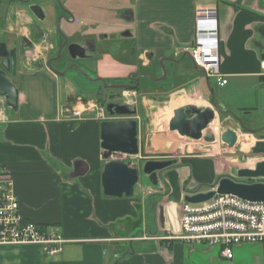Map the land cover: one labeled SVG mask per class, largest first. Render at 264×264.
I'll list each match as a JSON object with an SVG mask.
<instances>
[{
    "label": "crops",
    "instance_id": "obj_1",
    "mask_svg": "<svg viewBox=\"0 0 264 264\" xmlns=\"http://www.w3.org/2000/svg\"><path fill=\"white\" fill-rule=\"evenodd\" d=\"M73 1H84V5L74 2L66 8L70 17L66 22L63 19L61 27L75 23L77 12L79 17H85L87 12L103 18V12L111 10L104 0H94L99 7L88 2L90 0ZM109 1H116L114 8L119 10L117 3L125 0ZM127 1L131 2V10L123 8L120 13L128 11L132 20H125L119 13L115 20L122 22L123 31L129 27L123 37L133 41V47L124 44L119 48V42L115 43L119 53L115 58L108 53L106 44L94 45L93 53L100 59L96 61L93 57L83 61L84 69L94 66L95 73L99 70L110 74L109 77L127 79L140 74L142 65L150 69L148 74L159 78L163 76L159 62L172 59L176 62H164L167 74L161 81L165 90L179 83V88L171 94L174 98L170 106L173 102L180 105L171 110L191 104L211 107V97L216 92L218 100H214L225 111L217 113L220 133L238 125L234 116L250 129L261 128L264 121V0ZM56 3L51 0V8L57 11ZM76 4L83 7L80 12ZM205 8L214 9L217 14L220 71L228 81L224 87L216 79H209L208 84L206 75L194 65L187 51L194 43L197 14ZM25 10L15 4L6 12V7L0 5V21L7 19L6 32L15 35L14 40L21 37L29 40L31 23L52 32L56 16L60 14L53 11L51 26L45 28V23H39ZM101 23L97 21L87 26L95 28ZM80 25L85 28L86 24L80 21ZM105 39L108 40V36ZM37 53L40 54V48ZM131 59L133 62L128 63ZM42 66L23 59L18 63L17 76L13 78L19 90L18 109L3 107L0 115V165L13 183L24 219L60 233L67 243L58 256H49L36 245L0 247V264H228L218 247L177 239L181 232V204H168L166 229L161 228L158 207L152 212L148 208L146 182L132 198L105 196L102 174L106 161L101 147L104 120L97 111L91 115L89 112L72 114L70 109H65L68 96L92 92L90 86L78 73L68 77L44 70ZM141 80V84H145L143 81L147 79ZM147 86L152 88L150 83ZM132 92V96L138 93ZM146 101L144 99V104ZM106 119L123 118L109 116ZM241 132L239 129V142ZM260 135H264V130L244 136L250 138L245 151H232L223 144L224 154L221 150L185 156L179 163L180 183L184 185L192 179L195 187H202L201 192H208L211 189L207 187L216 185L222 178L237 179L239 169L254 168L256 162L264 161V157L254 156L251 151ZM244 154L251 157V166L242 162ZM145 220L150 227L146 225L144 232L139 231ZM244 245L235 248L230 264L236 263Z\"/></svg>",
    "mask_w": 264,
    "mask_h": 264
},
{
    "label": "water",
    "instance_id": "obj_2",
    "mask_svg": "<svg viewBox=\"0 0 264 264\" xmlns=\"http://www.w3.org/2000/svg\"><path fill=\"white\" fill-rule=\"evenodd\" d=\"M31 1L33 0L22 2L29 3ZM29 9L40 21L46 19L40 5H31ZM64 40L59 57L62 51L67 48L71 59H90L85 48L80 44L71 43L67 45L70 43V38H67V36H64ZM0 58L2 59L0 67L1 115L3 107L17 110L19 106V90L13 82V78L17 76V48L14 47L9 51L7 44L0 42ZM166 61L176 62L172 59L160 61L159 66L163 71L162 77H153L148 73L139 74V77L136 78L137 85L132 88H137L142 78L155 82L163 81L167 74L164 66V62ZM199 70L204 73L203 69L199 68ZM79 71L90 81L101 82L104 87L113 88L103 79H93L85 74L82 69H79ZM60 74L65 75V73ZM206 78L209 84V78L207 76ZM211 105V107H199L191 104L177 108L174 111L173 118L170 120L169 130L193 141L203 140L207 144L216 143V136L211 132L206 133V131L209 125L216 121L217 113L221 114L225 113V111L217 105L214 98L211 99ZM106 111L112 118L121 117L123 119H111L101 123V147L104 151L103 159L106 161L102 174V186L105 196L132 198L135 195L136 186L141 180V175L147 176L153 186L159 187L161 174L168 181L170 189L167 201H163L158 205V222L159 226L163 229H166V209L168 204L182 205L183 202L201 204L212 200L216 195L227 194L249 202L264 203V184L249 182L250 180L264 177V161L256 162L254 168L239 169L236 173L237 179L231 177L222 178L210 191L191 195L185 194L184 187L180 183L179 172L175 169V166L178 164L177 160H150L140 169L129 165L123 160L114 159L117 155L134 157L140 153L139 123L136 120L138 110L134 106L110 103L106 106ZM234 119L238 125H234L232 129H228L220 134L221 142L229 150L234 149L239 144V129L253 135L259 134L264 130V128L251 130L239 117L234 116ZM251 151L253 155H264V135L257 137V141ZM238 180H244L245 182H239ZM165 189L163 188L160 192L163 193Z\"/></svg>",
    "mask_w": 264,
    "mask_h": 264
},
{
    "label": "rangeland",
    "instance_id": "obj_3",
    "mask_svg": "<svg viewBox=\"0 0 264 264\" xmlns=\"http://www.w3.org/2000/svg\"><path fill=\"white\" fill-rule=\"evenodd\" d=\"M42 1V0H40ZM61 3H63V5H59V8H57V12H62L64 9H69V6H72V4L74 2H80L82 5H84V1H73V0H60ZM90 3H92L93 5L99 7L97 5V2L94 0H90L88 1ZM116 1H109V0H104V4H108L111 8V10L109 12L104 13L103 18H99V17H95L94 15H88V13L86 12V16L82 17V16H78V12H77V20L75 23H73L72 25H67L64 24L63 27H61L60 23V30H56V28H52V33H51V44H57L58 46L60 45V41H61V37L64 38V36H67V38H70V43H78V44H85V41H92V43L94 45H98V44H106L105 46H107V50L108 53L113 55L115 58L118 53V49H116L115 47V43L119 42V48H121V46L124 47V44H126V46H130L131 48L134 45V42L131 40H127V38L123 37L124 35H126V32L129 30V27H127L124 31L122 29H124L122 26V22L120 21H116V15L117 13L123 16V18H125V20L130 21L132 20V17L130 14H128V11H123V13L121 14L120 11L123 8H131V2L130 1H119L117 4L121 7L119 10H116L115 7V3ZM79 4V3H78ZM80 5V4H79ZM79 5H75L76 8H79V12H80V8L82 6ZM104 7V6H103ZM83 8V7H82ZM131 10V9H129ZM60 17L63 16V14H59ZM107 15V16H106ZM114 15V16H113ZM114 18H113V17ZM9 17V16H8ZM11 20V19H10ZM112 20V22L110 23V21ZM68 21V20H67ZM80 21L82 24H86L85 28L81 27L80 25ZM102 22L101 26L95 25V28H90V25L87 26V24H93L95 22ZM66 22V20L64 21ZM87 26V28H86ZM66 30H68L69 32H66ZM80 31V32H79ZM105 31V32H104ZM12 35L10 36L8 34V36L5 37V39L9 42H11L12 40H14L15 38H13ZM108 36V40H106L105 38ZM1 39V37H0ZM81 40H85V41H81ZM53 42V43H52ZM102 42V43H101ZM120 42H122L120 44ZM40 45L41 46H46V43L43 42V40L40 41ZM132 50V49H131ZM95 50H91L88 51V56L90 57V59H93V55H95L93 52ZM131 52V51H130ZM99 55V52H98ZM120 56V55H119ZM118 56V57H119ZM38 57L42 56L40 54H38ZM96 57V61L98 59H100L99 56L95 55ZM120 60H124L122 58H120ZM133 59H131L128 63H132ZM83 64V61H82ZM123 64H127V63H123ZM94 66H92L89 69H85V73L95 79V78H100L103 79L104 81H108L110 79H117L116 77H109L110 74L108 73H103L99 70H97V72L95 73V70L93 69ZM45 69H47V66L45 65ZM150 70L148 67H144L143 71H148ZM150 72V71H149ZM97 74V76H96ZM77 75L76 70L71 69L68 73L67 76L68 77H75ZM84 81H87L89 84V88L91 89L90 91L92 92H79L80 94L77 96H68L66 99L65 104L67 103V105H65V109H70V112L73 113H79V114H83V112H89L90 115L91 114H96V112H103L106 117H109L108 112L106 111V105L108 104L109 101H113L111 103L114 104H119V105H130V106H134L137 108L138 113L136 115V118H140V119H136L139 123V147H140V153L138 156H134V157H128V156H123V155H117L116 159L119 160H123L124 162L128 163L131 166L137 167L142 169L143 165L150 160H177L178 164L177 166H175V169L178 170L179 172V163L180 161L184 160L185 156H193V155H206L209 153V151H221V147L223 145V143L221 142L220 139V129L218 127L217 131H213V130H209V131H213V133H215L214 135L217 138V142L213 143V144H207L206 142H204L203 140L201 141H193L189 138H183L181 137L178 133L176 132H171L169 130V123L170 120L173 118L174 116V111L171 110L173 107H177L180 104L173 102L172 105L170 106V102L173 100L174 97H172V93L175 92L179 87L177 86L179 83L176 84V87L174 88H168V90H164V91H160L159 87L161 86V82H155L154 87L152 88L153 90L150 92H146L145 90H143V92H138L137 95L132 96L131 93H133L131 90L127 91L129 88H126L125 92L121 89V90H114L113 94L115 96V98L113 100H109L107 98L108 95L104 94L105 92H102L100 94L101 99L105 100L106 105L100 106L98 104V95L99 92L103 91L101 90V83L100 82H95V81H89L87 79H85L83 77ZM128 80L124 79V81ZM163 82V81H162ZM145 84H149V82H144ZM108 84V83H107ZM120 84L123 85H128L130 84L129 82H122ZM109 85H117L114 83H110ZM164 85V84H163ZM174 86V85H173ZM213 87L216 89V85L215 82L213 80ZM214 93V92H213ZM215 94H217L215 92ZM215 94L211 97L214 98L215 100L218 98L215 96ZM120 95V96H118ZM168 95V98H167ZM171 95V97H170ZM218 95V94H217ZM69 98H76V100L74 102L68 101ZM144 99H146V104H144ZM217 102V101H216ZM168 106H170L169 110L166 112V108H168ZM71 114V116H73ZM121 118V117H119ZM261 128H264V121L262 122ZM254 130V129H251ZM208 131H206L207 133ZM242 137L240 138V142L238 144V148H234L232 149V151H238L240 150H248V145L245 146L246 144H248V138L249 137H244L245 135H247V132H241ZM247 138V139H246ZM250 139V138H249ZM253 139V138H251ZM244 140H247L243 142ZM190 151V152H187ZM241 151V153H243ZM229 152V151H228ZM222 153L224 154V151L222 150ZM245 155V154H244ZM255 156V155H254ZM114 157V158H115ZM253 158V157H252ZM242 162L244 163V165L248 164L249 162H251V157L248 155H245L244 157H242ZM190 177V176H188ZM191 178V177H190ZM144 182H146L147 187V191H151L150 194L147 193L146 191V195L145 197L149 198V200L153 201V203H158V205L160 203H162L164 200L167 201V195H163V193H166L165 191L168 189L169 193H170V189L168 186V181L164 179V177L160 174V187L158 188H154L149 186L150 181L148 179L147 176L141 175V180L139 182V184L136 186V191H138V189H142L141 187L144 185ZM190 184L192 188H195V182L191 179L190 180ZM163 188H166V190L162 193L160 192ZM141 191V190H140ZM168 193V194H169ZM185 194H187L185 192ZM158 207V206H157ZM147 221L150 223L151 225V221L147 218ZM145 220V222H143V224L141 225V228L139 231L145 229V226H149V223ZM150 227V226H149ZM219 248V247H218ZM220 249V248H219ZM234 253L236 254V251L234 250ZM239 257L236 258V263L235 264H264V244H245L243 246V249L238 253ZM226 262V261H225ZM228 264H230L229 260L227 262Z\"/></svg>",
    "mask_w": 264,
    "mask_h": 264
},
{
    "label": "built area",
    "instance_id": "obj_4",
    "mask_svg": "<svg viewBox=\"0 0 264 264\" xmlns=\"http://www.w3.org/2000/svg\"><path fill=\"white\" fill-rule=\"evenodd\" d=\"M187 51L194 65L203 69L209 79H216L222 87L228 84L220 71L218 20L214 9L198 12L194 43ZM36 54L37 50L30 51L28 57L35 60ZM98 116L107 118L103 112H98ZM255 181L264 184V177ZM181 208V232L177 239L219 247L229 261L233 260L238 245L264 244V203L227 194L216 195L201 204L183 202ZM66 243L60 233L24 219L13 183L0 165V247L36 245L47 255L58 256Z\"/></svg>",
    "mask_w": 264,
    "mask_h": 264
},
{
    "label": "flooded vegetation",
    "instance_id": "obj_5",
    "mask_svg": "<svg viewBox=\"0 0 264 264\" xmlns=\"http://www.w3.org/2000/svg\"><path fill=\"white\" fill-rule=\"evenodd\" d=\"M22 1H25V0H0V5H3L4 8L6 7V12H9V8H11L13 5L20 4L21 6H23V8L25 7L26 14L30 13L34 16V18L37 19V17L30 11L29 8L31 5L38 4L42 7V9L45 13L46 19L44 21H40L39 19H37V20L41 24L45 23V26H44L45 28L49 25L51 26V13H53V11L57 12L56 9L51 8V0H42V1L33 0L29 3H24ZM56 2H57L56 3L57 8H59V5L60 6L63 5V3H61L60 0H56ZM58 3H59V5H58ZM59 13L63 14V16L60 18H58L60 15L56 16V24H55L56 30L57 29L60 30L59 23L61 25L63 19L69 20V17H70V14H68L69 12L67 11V9H64L62 12H59ZM6 20L7 19H5V21L3 20L4 21V28H0V37H1L0 42H5L8 46L9 51H11L14 47L17 48V72H18V63L21 59H23V61L31 63V64L41 63L43 65L42 67L44 70H45V65H46L47 69L49 71L52 70L58 74L65 73V75H67V73L71 69H74L82 77L85 76L82 72L79 71V69H82L83 72L85 71V69L81 66L82 61H86V60L90 61L92 59H89V58H87V59H71V57L68 54L67 48H65L62 51L61 56L59 57L60 49L64 45V41H65L63 37H61V39H63V40L60 41L59 46L57 44L55 45L53 42H52L53 44H51V33H52L51 30L49 32H45L43 29H41V27L39 25L31 23V25L28 26L29 32H30L29 36H30L31 40L30 39L25 40V39H22V37H21L17 40L9 42L5 39V37L8 36V34L6 32V30H7V21ZM41 40H43V42L46 43V46L40 45ZM69 44H71V43H68L67 45H69ZM81 46L85 48L86 53H88V51H91L94 48V44L92 43V41H85V44H83ZM39 48H40V55L42 56V58L38 57V54H36L35 60H33V58L31 59L28 57V54L30 51H36ZM94 50H95V48H94ZM34 57H35V55H34ZM93 57H95V56H93ZM95 59H96V57H95ZM1 63H2V59L0 58V67H1ZM142 73H147V71L140 72V74H142ZM65 75H63V76H65ZM138 75L139 74L130 75L129 79H131V81H130V84H128V85L117 84V85H111L113 88H110V87L109 88L111 91L121 90V89L125 90L126 88H129L128 91L129 90L133 91L136 89V88L133 89L132 87L137 85L136 78L139 77ZM84 78L90 81V79H88L86 77H84ZM113 101H109L108 104H110Z\"/></svg>",
    "mask_w": 264,
    "mask_h": 264
},
{
    "label": "trees",
    "instance_id": "obj_6",
    "mask_svg": "<svg viewBox=\"0 0 264 264\" xmlns=\"http://www.w3.org/2000/svg\"><path fill=\"white\" fill-rule=\"evenodd\" d=\"M3 25V26H2ZM0 28H4V21H0ZM61 40H63V39H61ZM139 69H140V71L141 72H143V70H144V67L142 66V65H140L139 66ZM145 79H147V78H145ZM130 81H131V79H129L128 78V80H126V81H124V79H110V80H108V81H105L106 83H108V84H110V83H114V84H120V83H124V82H129L130 83ZM149 82L150 83V87H154V84H155V82L154 81H152V80H150V79H147V80H144L143 82ZM101 83V82H100ZM101 90H103V91H101V92H99V94H97L98 95V104L100 105V106H105L106 105V103H105V100L103 99H101V96H100V94L102 93V92H105L104 94H106V95H108L107 96V98L109 99V100H113L114 98H115V96H114V94H113V92L114 91H111L110 90V88L109 87H104V85L101 83ZM148 85V84H147ZM147 85H145V84H141L140 83V85L135 89L137 92H143V90H145L146 92H148V91H152L153 89L151 88H149ZM166 89V87H164V85H163V83H161V86L159 87V90L160 91H164ZM76 100V98H69L68 99V101H71V102H74ZM242 111H253L252 109H243ZM191 186V184H190V181H185V183H184V185H183V187H184V190H185V192L187 193V194H191V195H193V194H197V193H200L201 192V190H202V187H195V188H192V187H190ZM214 186L215 185H213V186H208L207 188L210 190V189H212V188H214ZM149 205H148V208H149V210L152 212V211H156V209H157V206H158V203H153V201H151V200H149Z\"/></svg>",
    "mask_w": 264,
    "mask_h": 264
},
{
    "label": "bare ground",
    "instance_id": "obj_7",
    "mask_svg": "<svg viewBox=\"0 0 264 264\" xmlns=\"http://www.w3.org/2000/svg\"><path fill=\"white\" fill-rule=\"evenodd\" d=\"M178 101H179V102H183L182 100H178ZM178 101H177V102H178ZM217 125H218V122L215 121L214 123H212L211 125H209L207 131L213 133L214 129H216V127H218ZM210 129L213 130V131H209ZM217 129H218V128H217ZM213 134H215V133H213ZM246 139H247V138H246ZM244 141H245V140H244ZM247 145H249V144H246L245 146H247ZM251 163H252V161L248 163V166H251Z\"/></svg>",
    "mask_w": 264,
    "mask_h": 264
}]
</instances>
